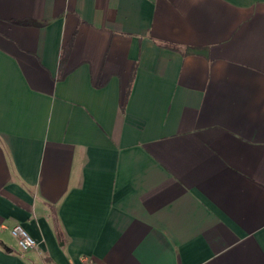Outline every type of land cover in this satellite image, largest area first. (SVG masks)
<instances>
[{
	"label": "crops",
	"instance_id": "crops-1",
	"mask_svg": "<svg viewBox=\"0 0 264 264\" xmlns=\"http://www.w3.org/2000/svg\"><path fill=\"white\" fill-rule=\"evenodd\" d=\"M0 240L264 264V0H0Z\"/></svg>",
	"mask_w": 264,
	"mask_h": 264
},
{
	"label": "built area",
	"instance_id": "built-area-1",
	"mask_svg": "<svg viewBox=\"0 0 264 264\" xmlns=\"http://www.w3.org/2000/svg\"><path fill=\"white\" fill-rule=\"evenodd\" d=\"M10 232L16 241L20 255L38 249L37 240L31 236L21 224L16 223L11 226Z\"/></svg>",
	"mask_w": 264,
	"mask_h": 264
},
{
	"label": "water",
	"instance_id": "water-1",
	"mask_svg": "<svg viewBox=\"0 0 264 264\" xmlns=\"http://www.w3.org/2000/svg\"><path fill=\"white\" fill-rule=\"evenodd\" d=\"M0 245L7 251H10V248L3 242L0 240Z\"/></svg>",
	"mask_w": 264,
	"mask_h": 264
}]
</instances>
